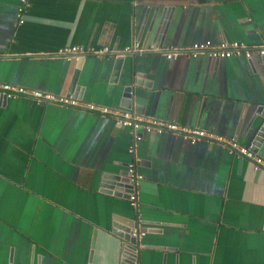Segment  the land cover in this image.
<instances>
[{"label": "crops", "instance_id": "0c3cea01", "mask_svg": "<svg viewBox=\"0 0 264 264\" xmlns=\"http://www.w3.org/2000/svg\"><path fill=\"white\" fill-rule=\"evenodd\" d=\"M29 1L17 24L20 0H0V83L74 96L76 74L79 104L0 93V264H264L263 170L220 144L146 133L136 141L144 178L131 206L101 187L132 160L131 130L86 107L175 120L248 146L251 117L264 107V59L212 62L180 50L260 44L264 0ZM135 42L144 50L123 52ZM65 46L110 53L78 62L59 53ZM255 152L264 159V139ZM130 224L146 231L133 259L114 232Z\"/></svg>", "mask_w": 264, "mask_h": 264}, {"label": "built area", "instance_id": "2783aa9c", "mask_svg": "<svg viewBox=\"0 0 264 264\" xmlns=\"http://www.w3.org/2000/svg\"><path fill=\"white\" fill-rule=\"evenodd\" d=\"M30 5L29 0H20V4L17 8V24L24 22V16L27 8ZM144 50L140 47L139 42H135L130 47H126L123 52L128 53L132 51ZM145 50H157L155 46H150ZM171 51L166 54L169 60H173L178 50L170 49ZM174 50V51H172ZM185 51L191 58H196L200 55H205L208 59H228L232 57L243 56L246 59H251L253 55L264 59V40L255 46H247L246 44L238 41H226L223 40L219 44H213L210 40L203 42H194L191 46L186 48ZM59 53L68 59H78L83 55L90 53L98 56L106 55L110 53L107 46L103 48H83L81 46H65ZM0 93L6 98H16L18 96H27L36 102H53L57 104L78 106V99L74 96H57L49 92L30 89L23 86H19L11 83H0ZM86 107L91 111H97L103 115L111 114L114 116L116 123L120 127H127L131 130L133 140L128 146V154L132 157V160L126 167V178L130 186V193L128 194V201L131 206H136L138 198V186L143 180L144 176L137 170V164L139 159L135 156L136 141L142 138L143 134L155 132L161 134L169 132L188 140L190 143H196L200 140L213 144H220L225 146L229 154L244 157L248 159L254 171H264V159L260 157L252 146H244L235 139H226L221 135L214 132L202 129L197 126L182 125L175 120L164 119H143L141 116L136 115L131 110H112L105 106H96L94 104H88ZM146 234L144 229L133 228L131 235L141 240Z\"/></svg>", "mask_w": 264, "mask_h": 264}, {"label": "water", "instance_id": "95a60500", "mask_svg": "<svg viewBox=\"0 0 264 264\" xmlns=\"http://www.w3.org/2000/svg\"><path fill=\"white\" fill-rule=\"evenodd\" d=\"M166 16L164 19L160 20L156 30H155V39L157 41L161 40L163 35L166 32V26H167V21ZM85 55L79 57L83 61ZM123 57L124 54H120L116 56V59L114 61V74H117L118 71L121 68V65L123 63ZM212 60V62L218 61L214 59H209ZM78 59V62H80ZM79 68V67H78ZM76 78L77 75L75 74L71 84H70V91L72 92L75 89L74 96H76ZM131 88L126 91V99L127 101L132 98V92ZM127 107H130L129 102H127ZM251 129L252 132H249L248 134V139H249V145L252 146L253 151H256L260 145V143L264 139V107H258L254 114L251 117V122L248 125V130ZM251 139V140H250ZM248 145V146H249ZM101 187L108 190L109 192H114V194L120 195L123 194L125 197L128 198V194L130 193V186L128 184V180L126 178V171L120 172L118 174H104V178L102 180ZM132 228H134V224L127 225L125 228L117 229L115 230V234H117L119 237L123 238L124 241V246H123V253L124 257L128 259H133L131 258L135 250H137V245L139 243L138 239L133 237L131 235ZM132 255V256H131ZM135 256V255H134ZM130 263H133L132 260Z\"/></svg>", "mask_w": 264, "mask_h": 264}]
</instances>
